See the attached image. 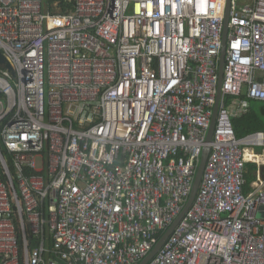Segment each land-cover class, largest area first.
Here are the masks:
<instances>
[{"label": "built area", "instance_id": "1", "mask_svg": "<svg viewBox=\"0 0 264 264\" xmlns=\"http://www.w3.org/2000/svg\"><path fill=\"white\" fill-rule=\"evenodd\" d=\"M227 0H0V264H139L184 208ZM245 99L228 104L227 98ZM264 0L230 1L190 209L147 264H264ZM259 149L258 151L256 149Z\"/></svg>", "mask_w": 264, "mask_h": 264}, {"label": "water", "instance_id": "2", "mask_svg": "<svg viewBox=\"0 0 264 264\" xmlns=\"http://www.w3.org/2000/svg\"><path fill=\"white\" fill-rule=\"evenodd\" d=\"M230 1H226V6H225V14H224V23H223V33H222V49L220 53V58H219V64H218V86H217V98H216V104L213 109V113L211 116V121H210V126L207 132L206 136V146L202 150L201 153V158H200V163L197 168V172L194 178L193 186L190 192V195L187 199V202L180 212V214L176 217V219L173 221V223L169 226V228L159 237L157 240L155 246L151 250V252L139 263V264H147L162 248L168 237L171 235L175 227L178 225L180 220L183 218L185 213L190 209L192 206L195 196L197 194L202 174L205 168V164L210 152V144L212 143V138H213V132H214V126H215V120L217 116V111H218V102L221 96V84H222V78H223V70H224V64H225V55H226V41H227V33H228V17H229V10H230ZM0 65L3 66L5 69L8 70L12 76L14 75V72L8 63V61L4 58V56L0 53ZM264 169V165L260 168V173H262ZM264 180V177L262 178Z\"/></svg>", "mask_w": 264, "mask_h": 264}, {"label": "trees", "instance_id": "3", "mask_svg": "<svg viewBox=\"0 0 264 264\" xmlns=\"http://www.w3.org/2000/svg\"><path fill=\"white\" fill-rule=\"evenodd\" d=\"M243 99L245 97L243 96ZM249 106L246 114L232 119L233 129L237 138H242L248 134L264 131V102L248 100ZM256 165L248 163L246 165L245 180L247 183L255 180ZM160 234L158 236H161Z\"/></svg>", "mask_w": 264, "mask_h": 264}, {"label": "crops", "instance_id": "4", "mask_svg": "<svg viewBox=\"0 0 264 264\" xmlns=\"http://www.w3.org/2000/svg\"><path fill=\"white\" fill-rule=\"evenodd\" d=\"M243 96L245 97V95H242L240 98H227L226 102L228 104H231L234 101H237L238 99H243ZM249 106V105H248ZM248 111V110H247ZM257 151L259 150L258 148L256 149ZM264 164L260 165L259 167L256 166V171H255V177H257V172L259 173V175L263 178L264 177V169L262 171V173H260V168L263 166ZM256 179V178H255ZM255 180H253L252 182H254ZM247 183L246 181V186H245V191H249L251 189V183Z\"/></svg>", "mask_w": 264, "mask_h": 264}, {"label": "rangeland", "instance_id": "5", "mask_svg": "<svg viewBox=\"0 0 264 264\" xmlns=\"http://www.w3.org/2000/svg\"><path fill=\"white\" fill-rule=\"evenodd\" d=\"M239 5L251 4L252 0H235Z\"/></svg>", "mask_w": 264, "mask_h": 264}]
</instances>
